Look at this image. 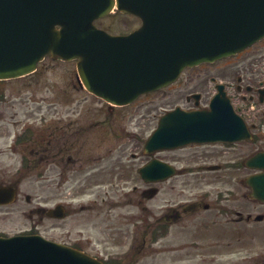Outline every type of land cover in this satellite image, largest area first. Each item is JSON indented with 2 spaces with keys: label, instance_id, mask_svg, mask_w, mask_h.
I'll return each mask as SVG.
<instances>
[{
  "label": "water",
  "instance_id": "95a60500",
  "mask_svg": "<svg viewBox=\"0 0 264 264\" xmlns=\"http://www.w3.org/2000/svg\"><path fill=\"white\" fill-rule=\"evenodd\" d=\"M139 14L136 32L111 36L93 26L112 7ZM58 27V28H57ZM264 37V0H0V79L32 72L42 58H80L86 89L112 104L162 88L186 67L236 54ZM209 110L165 114L147 152L189 142H234L248 130L223 86ZM263 172L246 184L264 202V152L246 161ZM155 167L147 174L155 177ZM0 264H101L39 235L0 238Z\"/></svg>",
  "mask_w": 264,
  "mask_h": 264
},
{
  "label": "flooded vegetation",
  "instance_id": "af4514ba",
  "mask_svg": "<svg viewBox=\"0 0 264 264\" xmlns=\"http://www.w3.org/2000/svg\"><path fill=\"white\" fill-rule=\"evenodd\" d=\"M108 18L100 19L99 21H104L105 25H98V27L108 30ZM125 20L130 18L124 16L119 22ZM110 22L112 25L115 23L112 20ZM124 26L126 29L121 34L138 28L140 21L136 19L132 25ZM263 41L264 39L257 45L262 46ZM245 51L236 55L234 59L239 58ZM262 74L264 73L259 71L249 74L248 83L250 84L245 85L244 88L251 100L259 90V84L264 86ZM238 82L241 83L243 80L239 78ZM236 88L239 93L242 92L241 85ZM245 94L241 95L244 100ZM103 107L106 109V106ZM65 108L67 109L65 117L60 120L65 125L61 129V136L53 147H51L52 140L49 136L45 149L47 181L52 176H57L58 183L53 187L57 188L60 194L68 180L67 177L65 178L66 173L75 171L73 168L75 158L83 154V142L88 143L93 140L96 143L99 126L105 130L117 129L115 133L118 137L115 139L119 141L115 143V146L119 145L114 146V150H117L119 154L105 169L90 167L91 172L86 175L84 182L78 183L82 191H93L86 195L90 197L89 205L79 204V211L92 209L96 213L105 214V219L100 221V217H92L93 235L92 238H86L83 236V230L86 229L84 223L77 219V222L71 226L72 222L69 221L77 211H71L68 206L70 204L61 201L58 203L62 216L60 219L62 238L59 242L79 249L104 264H148L146 261L148 255L180 253L188 248L199 249L201 245L195 242L199 240L204 241L203 247L207 251L214 249L215 258L208 264H230L226 263L225 259L221 261L220 258L226 256L233 257L235 264H244L247 260L242 257V246L245 244L249 247L253 242L258 241L264 244V224H259L264 222V216L258 221L257 213L255 214L259 203L248 200L244 204L242 201L240 157L228 158L225 151L208 150L209 145H192L180 150L159 151L155 155L156 160L174 166L176 172L165 181L148 184L139 176V170L146 164L148 157L142 152H134L129 156L132 160L125 158L126 151L141 149L144 142L140 139L144 131L139 128L132 137H129L124 110L118 107L114 112L109 111V114L105 110L106 116H104L102 109L101 115H98L100 109L93 107L65 106ZM107 109L110 110L108 107ZM32 114L33 112L30 114L27 111L24 121L17 119L11 124L0 122L2 128L0 133L3 134L0 136L3 144L0 156L6 158L4 167L0 168V187L6 186L14 190L12 197L14 201L0 205V213L6 215L7 220L4 225L11 227L16 225L19 191L17 168L11 169L12 162L8 163V161H11L13 156H17L19 140L25 134L23 140L27 146L29 145L32 133L28 123H33ZM11 116L15 117L17 113ZM10 125H12V131H10ZM127 137L131 140L127 141ZM80 140L83 142L77 147ZM186 149L196 150L184 157L174 155ZM27 150L33 154L32 147L28 146ZM91 150L95 153V149L91 148ZM84 157H87V154H84ZM109 169H111L110 179L98 182L101 173L105 170L108 172ZM183 175L192 176L198 183H177V178ZM88 181L91 183H87ZM211 181L214 183H210ZM47 185L50 187L51 183ZM153 199L158 204L156 210L146 206L147 201ZM23 213L28 218H32L33 209L30 208ZM147 214L154 216V219L148 220ZM66 220L68 226L62 224ZM70 227L74 228V232L70 230ZM12 234L14 232L0 231V235L3 236ZM247 239H253L252 243ZM187 240L190 241L189 244L186 243ZM189 245L191 246L188 247ZM185 257L192 258V254L187 253ZM206 261L208 260H204ZM250 261L252 264H264V253L253 256Z\"/></svg>",
  "mask_w": 264,
  "mask_h": 264
},
{
  "label": "rangeland",
  "instance_id": "374dc122",
  "mask_svg": "<svg viewBox=\"0 0 264 264\" xmlns=\"http://www.w3.org/2000/svg\"><path fill=\"white\" fill-rule=\"evenodd\" d=\"M115 19H119V17H115ZM102 25H104V23H102ZM113 29L118 30L115 27ZM256 54H264V46L261 48V46L258 45L249 53L243 54L238 59L230 61V63L219 62L213 65H202L187 70L181 75L180 79L168 89L141 97L135 104L124 109L126 112L124 120L126 121V126L129 127L128 130L137 131L140 128L144 131V136L147 137L155 128L157 118L160 114L165 110L175 107V105L188 107L185 99L186 96L192 93L203 94L201 103H208L209 98L213 94V87L209 82L210 77H216L224 83H229V91L235 94L237 77L241 76L247 79L250 77L249 74L254 70L252 63ZM75 72L73 63L69 64L61 61L57 63L45 60L38 72L32 76L0 82V121H7L9 123L17 119L24 121L26 112L29 111L30 114L33 112L31 117L33 123L28 124H33V140L36 143L39 142L38 145H35V147L33 146L36 154L34 156L30 155V165L27 161L24 163L21 159V147L18 148L17 156H13V159L8 161V163L12 162L13 166H18L21 170L18 176V188L21 196L17 205L16 225L12 227L4 225L7 220L6 215L0 213V229L32 230V232L38 233L46 238L52 237L53 239L61 240L60 221H51L37 213V208H48L52 204L60 201L72 202L68 206L71 211H77V213L74 217L70 218L69 221L72 222L71 226L77 222V219L82 221L84 226H86V229L83 230V236L86 238H92L93 235L92 217H100V221L104 220L106 217L105 214H101L100 212L96 213L92 211V209L79 211V204L83 203L85 206L89 205L90 197L86 195L93 193V191H82V189L78 187V183L84 182L86 175L91 172L89 169L90 167L105 169L110 165L111 160H114L117 154H119L117 150H114L115 143L119 141L115 139V137H118L115 133L117 129L111 128L105 130L99 126L96 143H94L93 140L88 143L81 140L79 141L77 147L81 142L84 143L82 150L83 154L75 158V163H73L75 171H68L66 173L65 178L67 177L68 180H66V186L63 188L61 194L57 188L53 187V185H57L59 178L54 175L47 181L48 174L44 168L46 164L44 154L48 137L50 136L52 140L51 147H53L61 136L62 127L65 126L60 121L61 118L63 119L65 117L67 111L65 106H88L97 108L98 110L100 109L98 115H101L102 109L104 111V116H106L105 108L102 106L101 102H98L86 92L82 93L81 96H74L75 93H81L78 87L74 86L76 84V80L74 79L76 75ZM234 100L237 102L239 96H235ZM15 113H17V116L12 117L11 115ZM10 131H12L11 127ZM121 136L124 135L121 134ZM130 137L132 136L130 135ZM129 140L131 139L127 137V141ZM123 141L126 142L124 139ZM259 144L264 147V142L256 143L253 146L245 144H243V146L233 145L227 149V152L228 154L241 152V155L245 158L247 154L256 150ZM118 145L119 144L115 147ZM2 147L3 144L0 140V150ZM130 147H132V144H130ZM91 148L95 149V153L92 152ZM134 151L139 152V150H128L125 152V154H127L125 158L132 160L129 159V156L130 153H134ZM84 154H87V157H84ZM86 159L98 160L88 161ZM123 162L126 161L123 160ZM5 163L6 158L0 156V168L4 167ZM81 166L82 168L80 169ZM127 169L129 170L130 168ZM246 172L247 171L244 170L242 174L243 177H245ZM110 173L111 169H109L108 172L105 170L99 176L98 182H101L103 179H110ZM187 179L190 180V183L195 184L193 180L184 176L179 177L178 183L182 184L183 181ZM48 183H51L50 187H48ZM87 183L91 182L88 181ZM245 191L246 189L243 187V192L245 193ZM25 195H29L30 205L24 203ZM146 206L156 210L158 204L154 199L147 202ZM31 207L35 210L34 215L32 218H27L22 214L21 210L26 211L27 208ZM255 212H264V206L258 205ZM147 217V219L153 220L154 216H149L147 214ZM67 222L66 220L62 222V224L68 226ZM51 225H54L53 227L56 228L52 230L50 228ZM70 230L74 232L73 227H70ZM247 241L252 243L253 239H247ZM189 242V240L186 241L187 244H189ZM197 242L201 245L199 249L188 248L180 253L148 255L146 261H148V264H208L210 260L215 258L214 249L207 251L203 247V240ZM190 246L191 245L188 247ZM187 253L192 254V258L185 257ZM262 253H264V244L262 241L253 242L249 247L245 244L242 246V257L247 260L244 264H252V261H250L251 258ZM220 259L221 261L225 259L226 263L235 264L231 256L221 257ZM204 260L208 261L204 262Z\"/></svg>",
  "mask_w": 264,
  "mask_h": 264
}]
</instances>
